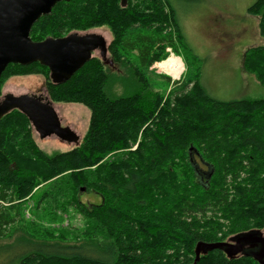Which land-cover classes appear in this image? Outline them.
I'll use <instances>...</instances> for the list:
<instances>
[{
	"label": "trees",
	"instance_id": "obj_1",
	"mask_svg": "<svg viewBox=\"0 0 264 264\" xmlns=\"http://www.w3.org/2000/svg\"><path fill=\"white\" fill-rule=\"evenodd\" d=\"M248 13L259 17L264 39V0ZM100 26L111 31L108 53L127 78L97 58L61 84L38 63L9 64L0 76L1 93L9 75H42L51 101L90 111L80 145L52 155L37 147L18 110L0 119V240L22 232L13 264H259L219 248L196 259V248L264 229V97L212 98L195 55L178 82L150 70L166 49L185 46L171 0L59 2L33 24L30 39ZM243 67L264 85V47L247 50ZM46 182L68 188L87 222L72 238H41L20 227L25 199ZM81 191L101 203L83 204Z\"/></svg>",
	"mask_w": 264,
	"mask_h": 264
},
{
	"label": "rangeland",
	"instance_id": "obj_2",
	"mask_svg": "<svg viewBox=\"0 0 264 264\" xmlns=\"http://www.w3.org/2000/svg\"><path fill=\"white\" fill-rule=\"evenodd\" d=\"M171 2L185 46L175 45L173 50L166 49V58L155 62L150 70L167 76L171 83L178 82L186 73L187 63L191 62L195 55L201 62V83L212 98L232 101L264 97V85L243 67L244 54L247 50L264 47V39L260 37L258 31L259 17L248 13L256 0H171ZM77 34L102 37L107 45L105 61L111 62V65L102 61L99 51L93 52L91 58L101 60L111 74L128 77V71L122 64L111 61L108 47L113 36L108 27L100 26ZM173 36L176 38L174 32ZM175 58L180 59L183 65L182 73L176 80L166 72ZM159 62L161 63L157 67ZM45 81L42 75H9L2 82L0 101L7 95H29L50 104L61 126L70 128L78 137L77 143L74 144L63 142L55 136L40 138L32 128L33 140L37 147L44 154L52 155L70 151L80 145L88 130L90 111L79 103L51 101ZM113 90L119 95L124 88L117 84ZM197 164L201 171H206L205 166L199 162ZM71 196V192L65 186L56 188L50 182L39 184L25 199V205L21 208L22 231L47 239H67L80 233L87 222L70 204ZM79 199L88 205L101 203L100 197L92 192L81 191ZM257 232L264 237V229ZM21 235L22 232L15 230L12 238L0 240V264H13V257L18 254L16 250L19 244L16 240ZM233 238L235 237L226 238L224 242L230 243ZM240 255L242 254H236Z\"/></svg>",
	"mask_w": 264,
	"mask_h": 264
},
{
	"label": "water",
	"instance_id": "obj_3",
	"mask_svg": "<svg viewBox=\"0 0 264 264\" xmlns=\"http://www.w3.org/2000/svg\"><path fill=\"white\" fill-rule=\"evenodd\" d=\"M59 2L70 0H0V76L9 64L27 66L38 63L49 71L53 83L61 84L68 81L95 51L105 64L107 45L104 39L97 35L71 33L61 38H46L40 42L30 39L33 24L42 16L50 14L52 8ZM125 6L127 0H120ZM18 110L30 122L40 138L55 136L67 143H77L78 137L68 127H62L57 114L49 103L29 95H7L0 101V119L12 110ZM191 151V148H190ZM249 232L246 234H251ZM241 234L231 240H239ZM219 248L228 258L238 254L235 245L218 243L213 245H198L199 252ZM231 248L234 253L227 250ZM250 256L259 264H264L255 255Z\"/></svg>",
	"mask_w": 264,
	"mask_h": 264
},
{
	"label": "flooded vegetation",
	"instance_id": "obj_4",
	"mask_svg": "<svg viewBox=\"0 0 264 264\" xmlns=\"http://www.w3.org/2000/svg\"><path fill=\"white\" fill-rule=\"evenodd\" d=\"M230 243L236 246L238 254L255 255L257 259L264 263V237H262L260 232L256 231L246 234L242 238H239V240H230ZM227 250L231 253L235 251L231 248H227Z\"/></svg>",
	"mask_w": 264,
	"mask_h": 264
},
{
	"label": "bare ground",
	"instance_id": "obj_5",
	"mask_svg": "<svg viewBox=\"0 0 264 264\" xmlns=\"http://www.w3.org/2000/svg\"><path fill=\"white\" fill-rule=\"evenodd\" d=\"M182 62L180 59L175 58V60L173 62L170 63V66L168 69H166L167 74L169 73V76L173 79H178L179 76L182 73Z\"/></svg>",
	"mask_w": 264,
	"mask_h": 264
}]
</instances>
